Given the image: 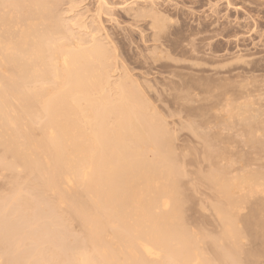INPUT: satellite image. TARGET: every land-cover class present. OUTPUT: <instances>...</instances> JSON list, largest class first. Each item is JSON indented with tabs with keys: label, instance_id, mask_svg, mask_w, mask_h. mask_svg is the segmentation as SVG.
I'll return each instance as SVG.
<instances>
[{
	"label": "bare ground",
	"instance_id": "1",
	"mask_svg": "<svg viewBox=\"0 0 264 264\" xmlns=\"http://www.w3.org/2000/svg\"><path fill=\"white\" fill-rule=\"evenodd\" d=\"M23 1L29 2L0 0V169L13 174L23 169L26 179L22 183L33 197L22 193L15 175L13 195L0 206V264H240L241 258H235L240 246L234 241L240 233L232 212L228 207L225 211V200L234 203L231 188L241 186L243 178L238 182L236 175L233 184L226 177V184L225 174L220 172L224 169L209 171L223 177L206 174L217 191L219 205L215 204L213 213L222 229L218 237L210 236L214 258L200 248L206 256L202 258L200 237L191 234L182 220L184 203L177 174L183 170L177 166L172 137L161 119L149 112L151 108L135 88L128 89L121 80L119 84L109 82L111 68L106 66L108 61L111 64L110 53L104 47L94 40L85 48L80 42L83 39L68 38L73 35L70 30L64 36L60 17L59 23L47 20L53 12L43 5L45 0H36L40 6L29 12H24ZM74 42L83 48L79 43L73 47ZM115 84L114 91L111 85ZM258 84L251 88L255 95L264 92ZM247 103L244 107L254 106ZM256 126L248 127L251 140L245 146L250 153L254 149V154H261L264 126ZM149 152L152 158H148ZM253 159L245 161L251 165ZM245 179L253 183L256 176L248 174L243 179L247 184ZM262 182L261 187L257 184L258 190L254 188L260 195L264 194V178ZM253 191L250 195L256 193ZM248 198L244 201H250ZM74 222L81 227L77 237L71 232ZM231 238L236 253L225 246Z\"/></svg>",
	"mask_w": 264,
	"mask_h": 264
},
{
	"label": "rangeland",
	"instance_id": "2",
	"mask_svg": "<svg viewBox=\"0 0 264 264\" xmlns=\"http://www.w3.org/2000/svg\"><path fill=\"white\" fill-rule=\"evenodd\" d=\"M45 1L46 3L43 5L53 12L51 10L48 12H51L53 16H46L48 17L47 20L51 18V21L54 20L57 23L58 19L61 18L62 21L60 19L59 22L61 21L62 26L63 23L65 24V29L69 23L67 30H64V26H61L63 30L60 28L61 33L65 31L64 36L71 32L69 35L73 34L76 38L72 37L73 35L70 36L72 38H68L71 41L73 38L77 39L76 41L83 39L80 42L85 48L93 45L94 43H91L95 40V44H100L110 53L111 66L108 65L109 61L106 66L111 68V70L108 68L110 70V74H108H112L109 76V82L114 84L121 80L124 84L126 82L125 86L128 89L133 88L134 90L135 88L151 108H149V112L153 111V115L156 114L157 118L159 117L158 120L161 119L167 134L172 137L174 159L178 158L179 162L177 164L175 161V165H180L183 170L180 169L182 171L180 176L177 174L181 185V188L178 186L180 196L182 195L181 203H184L183 206L181 204L182 220H184L183 222L186 221L185 227L188 231L190 229V233L192 232L198 239L200 237L201 244L198 243V251L201 257H204L205 255L202 254L206 252V256L208 254L209 257H207L210 258L212 252L209 241L211 242V237H218L222 229L221 223L213 213L215 204L219 205V200L213 182L211 180H209L211 183L207 182L209 176L224 173L226 184L227 178L232 182L237 177L236 175L239 177H237V181L241 180L239 184L244 183L243 179L247 178L248 174L256 176V183H254L255 180L252 183V181L249 182L245 179L247 184L256 185L244 183L245 188H253L254 191L251 188L248 189L250 192H256L251 193L252 199L248 198L251 195L247 189L243 191L247 194L244 196L242 190L245 188H242V184L241 186L235 184L234 187L236 188H231L235 194L234 203L225 200V211L229 208V212H232L234 227L240 233L239 240L236 238V240L233 238L229 241L226 240L225 246L234 249L235 253L240 252L236 253L239 256L236 255L235 257L236 259L241 258L240 264L247 262L249 264H255V262L256 264H264V194L261 193V195L263 194L261 196L254 189L256 187L258 190L257 184L263 183L264 166L260 164L264 163V153L259 154L256 150L258 157L256 156L257 153L254 154V149L251 151L254 155L250 153L248 146L251 139L247 135L248 127L264 126V113L262 116H257L258 119L255 117L257 113L261 115V112H264V92H258L259 95L256 92L258 95L256 96L255 91L254 93L252 91L254 86L257 87L258 82L261 89L264 87V0ZM29 2H31L32 7L29 6ZM29 2L26 3L31 9L23 1L24 12L34 11L40 6V4L37 5L36 0H29ZM54 16H56L57 21L52 19ZM14 17H16L15 13ZM20 25L19 27H21ZM68 30L70 32L66 33ZM78 43L74 42L73 47H77L79 44L81 47V43ZM111 86L114 87L116 84ZM251 88L253 89L251 90ZM115 89L116 87L112 88L114 91ZM262 90L264 91V88ZM250 92L254 96L251 97L248 94ZM235 96L236 98H234ZM246 103L248 105L254 104L251 108L253 111L257 109L259 112L251 111L250 106L244 107ZM233 107H235L234 110ZM237 111H240V115ZM229 112L231 115H227L230 114ZM227 118L228 120H226ZM261 140H264V137H261ZM246 143L248 146H245ZM151 153L147 154L148 158L153 157L150 156ZM1 154L2 149L0 147ZM255 157L259 160L253 159ZM252 159L256 162L250 161L251 165L248 164V160ZM242 163L247 167L243 168ZM222 169L225 172L210 173ZM4 171L0 169V206L6 204L13 195L15 175L20 179L19 188L22 193L24 195L30 193V191H25L27 189L26 184L22 183V179L23 182L26 179V172L23 169H17L14 174L8 170H6L7 172ZM205 176L206 178H204ZM230 182L228 181V183ZM29 195L32 196V193ZM244 197L250 201L247 202L246 199L244 201ZM257 197H259L258 200ZM260 199H263V202ZM170 208L171 206L168 209ZM26 219L28 220L27 217ZM71 226H73L71 232L74 237L81 235V227L78 223L74 222V225L72 223ZM202 235L205 236L204 239ZM232 239L237 243L231 241ZM234 243L240 246V250L237 247L236 251ZM24 248L28 249L27 242H25ZM200 248L204 253L201 254ZM211 256L210 259H213L214 255ZM246 257H248L247 260Z\"/></svg>",
	"mask_w": 264,
	"mask_h": 264
}]
</instances>
